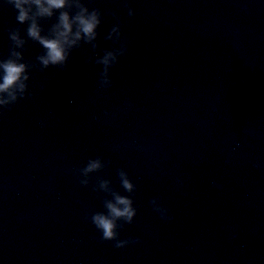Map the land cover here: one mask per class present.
I'll use <instances>...</instances> for the list:
<instances>
[{
  "label": "water",
  "instance_id": "water-1",
  "mask_svg": "<svg viewBox=\"0 0 264 264\" xmlns=\"http://www.w3.org/2000/svg\"><path fill=\"white\" fill-rule=\"evenodd\" d=\"M129 2L135 17L85 0L104 13L99 48L33 70L27 97L0 110V264H264V0ZM16 15L0 0V58L10 28L27 39ZM117 23L128 52L104 89L95 57L119 47L105 39ZM43 52L29 40L24 55ZM97 157L111 163L93 184L128 195L123 168L136 185L120 237L140 243H102L88 220L104 194L76 170Z\"/></svg>",
  "mask_w": 264,
  "mask_h": 264
},
{
  "label": "clouds",
  "instance_id": "clouds-1",
  "mask_svg": "<svg viewBox=\"0 0 264 264\" xmlns=\"http://www.w3.org/2000/svg\"><path fill=\"white\" fill-rule=\"evenodd\" d=\"M4 3L15 9L19 25H27V39L18 27L8 30L11 48L6 58H0V110L9 109L27 97L30 73L33 70L39 68L40 71H45L50 67L66 70L72 52L84 44L90 45L95 52L99 48L98 30L104 16L100 9H90L85 0H4ZM122 3L127 8L128 15L135 17L136 11L129 0H122ZM110 14L116 15L114 12ZM53 19L55 23L45 31L42 22ZM105 39L119 45L112 50H105L102 57H95V64L103 66L100 87L108 89L113 85L110 70L127 54L128 46L119 23L112 26ZM29 40L44 49L42 54L36 56L35 63L26 60L24 55ZM87 62L93 63V57L90 56ZM110 163H106L103 157L89 159L76 172L81 187H91L94 192L104 194L105 211H94L87 217L100 232L101 242H115L117 249H123L129 244L140 243L138 239L124 240L120 237V230L124 225L133 224L138 215L135 202L131 198L137 188L123 168L118 170L117 175L120 186L128 195L121 194L113 187L111 180L103 177H97L93 184V174L103 171ZM178 184L182 185L183 181H178ZM150 203L162 219H170L168 210L159 199L154 198Z\"/></svg>",
  "mask_w": 264,
  "mask_h": 264
}]
</instances>
